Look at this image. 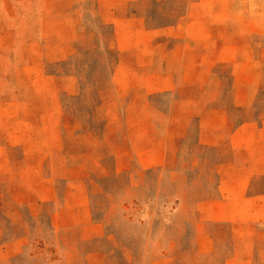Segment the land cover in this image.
<instances>
[{
	"label": "rangeland",
	"instance_id": "374dc122",
	"mask_svg": "<svg viewBox=\"0 0 264 264\" xmlns=\"http://www.w3.org/2000/svg\"><path fill=\"white\" fill-rule=\"evenodd\" d=\"M0 264H264V0H0Z\"/></svg>",
	"mask_w": 264,
	"mask_h": 264
}]
</instances>
